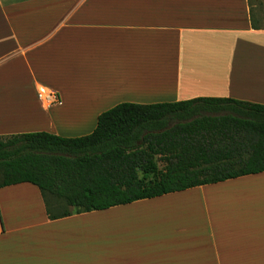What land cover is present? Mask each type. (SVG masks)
Returning a JSON list of instances; mask_svg holds the SVG:
<instances>
[{
	"label": "crops",
	"instance_id": "crops-1",
	"mask_svg": "<svg viewBox=\"0 0 264 264\" xmlns=\"http://www.w3.org/2000/svg\"><path fill=\"white\" fill-rule=\"evenodd\" d=\"M199 97L264 105L249 0H0V136ZM0 264H264V172L57 220L36 185L0 188Z\"/></svg>",
	"mask_w": 264,
	"mask_h": 264
},
{
	"label": "trees",
	"instance_id": "trees-1",
	"mask_svg": "<svg viewBox=\"0 0 264 264\" xmlns=\"http://www.w3.org/2000/svg\"><path fill=\"white\" fill-rule=\"evenodd\" d=\"M262 172L264 105L232 98L121 103L81 137L0 136V188L36 185L50 220Z\"/></svg>",
	"mask_w": 264,
	"mask_h": 264
},
{
	"label": "built area",
	"instance_id": "built-area-1",
	"mask_svg": "<svg viewBox=\"0 0 264 264\" xmlns=\"http://www.w3.org/2000/svg\"><path fill=\"white\" fill-rule=\"evenodd\" d=\"M38 98L43 102L46 107H52L56 104H59L60 102L58 95L44 86L39 87Z\"/></svg>",
	"mask_w": 264,
	"mask_h": 264
},
{
	"label": "rangeland",
	"instance_id": "rangeland-1",
	"mask_svg": "<svg viewBox=\"0 0 264 264\" xmlns=\"http://www.w3.org/2000/svg\"><path fill=\"white\" fill-rule=\"evenodd\" d=\"M253 11V15L264 26V0H249ZM160 167H163V163L157 162ZM180 211V210H179Z\"/></svg>",
	"mask_w": 264,
	"mask_h": 264
}]
</instances>
